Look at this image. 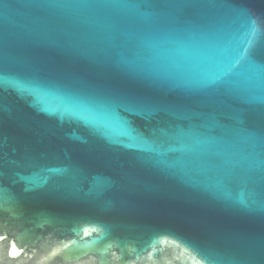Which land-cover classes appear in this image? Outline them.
<instances>
[{"label": "water", "instance_id": "water-1", "mask_svg": "<svg viewBox=\"0 0 264 264\" xmlns=\"http://www.w3.org/2000/svg\"><path fill=\"white\" fill-rule=\"evenodd\" d=\"M249 10L264 19V0H0L3 152L34 214L0 230V264H205L172 213L88 210L112 159L159 167L180 202L244 208L250 238L234 246L264 264V34L252 38ZM56 193L83 210L40 215Z\"/></svg>", "mask_w": 264, "mask_h": 264}, {"label": "snow or ice", "instance_id": "snow-or-ice-1", "mask_svg": "<svg viewBox=\"0 0 264 264\" xmlns=\"http://www.w3.org/2000/svg\"><path fill=\"white\" fill-rule=\"evenodd\" d=\"M252 15L251 36L255 39L258 35L264 34V19ZM243 57H255L253 41H248ZM240 60L236 61L239 66ZM4 83L6 79L0 78ZM22 87V84L20 85ZM35 87H42L34 84ZM90 106L95 101H83ZM135 103V100H132ZM103 103L107 106L111 103V97H105ZM19 127L31 131L25 121H18ZM4 109L0 105V230H8L12 227L23 226L31 223L34 214L30 211L29 205L24 196L18 193L13 185L12 169L8 166L7 159L3 152L4 147ZM114 169L108 176L105 187L102 191L89 197L91 207L89 211L96 212L102 217L107 214H115L121 219L137 217L146 213H172L178 220L185 224L190 235L186 243L202 256L205 264H243L246 255H250L252 248H238L234 246L238 241L248 240L250 233L246 230L244 218L248 215L244 208L226 204L223 201L209 197L204 200L187 198L183 202L178 201L175 196L165 193L162 185L170 179L166 172L159 167L149 165H138L139 170L128 167L122 159L108 161ZM142 172L152 174V179L145 180ZM120 182H117V178ZM35 188H24V192L35 191ZM146 193L151 197L149 203H145L142 194ZM60 202V208L56 213H41L46 215L53 223H65L71 219L72 214L83 209L76 203L80 199L69 198L55 194ZM21 222L19 225L12 221ZM104 227H110L105 224ZM129 227L138 231H145L139 224H131ZM261 234L264 235V225L261 226ZM11 255L18 253L13 247Z\"/></svg>", "mask_w": 264, "mask_h": 264}]
</instances>
